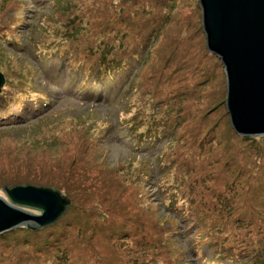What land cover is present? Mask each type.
<instances>
[{
  "label": "rangeland",
  "instance_id": "374dc122",
  "mask_svg": "<svg viewBox=\"0 0 264 264\" xmlns=\"http://www.w3.org/2000/svg\"><path fill=\"white\" fill-rule=\"evenodd\" d=\"M162 1L166 4L161 5ZM166 1L153 0L148 7L150 17L147 19L149 24L146 25L157 37L150 48L151 64L143 69V78L137 81V87L142 90L143 96L139 95L133 101L129 99L135 92L130 95L129 90L122 98L121 94L115 95L114 100L109 96L104 100L103 94L93 96L96 91L88 98V89L80 90V80L71 85V77L64 75L55 77L57 75L50 73L55 71L69 73L68 64L78 63L79 55L72 57L76 48H80L79 52L87 48H95L97 52L98 46L101 49L102 46L117 48L118 37L113 34L118 33L125 37L122 44L130 42L129 35L139 34L141 27L130 19L129 13H132L133 7L128 0H125V3L120 0H71L72 4L77 6L74 14L80 20L79 24H69L63 16L54 15V9L49 1L30 4L32 1L23 3L22 0H0V27L7 28L12 25L13 29L19 28L20 32L22 30L24 32L29 30V26L38 24L41 30L40 36L36 37L37 45H42L44 41L43 46H46L56 41L63 47V52L69 53L67 61L62 62L63 64L59 59H53V64L44 68L47 73L45 75L38 65L36 53L31 51L32 47L30 45L26 47L32 37L36 36L31 33L20 41L23 44L21 51L9 47L6 52L10 56L7 54L4 60L0 58V74L4 80L0 90V105L8 103V106H0V118L7 117L5 121H0V197L7 200L2 192L6 186H44L30 182L5 185L9 179L18 178L17 176H27L31 182L65 185L67 180H73L71 175L73 173L76 180L83 183L87 181L89 186L94 187L88 194H84L87 195L86 198H82L78 193L75 195V201L73 205L71 204L72 207H69V215L65 217V224L59 225L61 217L55 224L46 228L29 230L20 227L0 235V264H42L47 253L38 251L37 239L39 237L48 239L56 227L59 230L53 233L51 242L53 240L59 242L68 232V228L72 236H75L86 227V237L90 236L86 245L72 244L79 238L74 240L71 238L68 242V246L72 244L71 247L75 249L77 264H127L117 246L116 249L113 247L106 251V235L102 232L121 228L127 223H132L128 224L131 226L138 224L137 221L143 216V212H135V209L141 205L148 216L149 225L160 229L159 232H167L168 235L173 231L177 232L176 241L169 238L171 240L169 244L173 247L172 253L169 256L165 254L168 261L165 260V263L161 264H207L219 259L218 255L209 249L217 245L223 250L221 254L228 257L230 252L224 247L226 245L222 238L227 237V231H231L233 224L230 221L233 219L228 220L225 227H221L225 232L220 237L211 233L208 238L202 240L200 235L203 230L196 227L188 228L181 219L176 217V221L172 222L173 220L165 216L167 211L165 199L162 198L164 193L159 192L161 189H157L156 184L167 188L169 182L172 184L173 178L187 177L188 173L185 175L184 173L187 170L191 171L193 165L197 170L193 171L195 174L191 176L201 175L204 180H211L206 182L209 184L208 193H204L203 197L206 202L224 192L230 185H234L236 189L238 187L241 194L240 186L235 182L242 181L244 182L242 189L248 193V196H243L245 198L243 201L258 203L254 205L253 212L256 217L262 219L258 215L261 212L264 214V137L250 138L256 139L253 145L244 140L249 138L236 135L230 126L225 107L224 70L221 62L219 66L222 71L219 70L217 58H212L213 55L205 47V35L199 30L202 23L197 0ZM169 3H172L173 8L166 16L167 11L163 8ZM45 4L47 6L39 12L35 11L36 6L40 8ZM20 5L22 6L19 7ZM166 19L168 23H164ZM81 28L85 31H81ZM14 31L7 29L6 35L10 36ZM75 31L79 34L73 37ZM145 31L143 29L142 34L135 40L138 42L135 52H140L143 49V41H147ZM68 35L79 43L74 45L73 38L69 40L65 37ZM179 41L189 44L187 57L183 60H178L172 53V49L174 52V46ZM132 45L130 42L129 46ZM115 51L117 52L116 49ZM52 53L54 51L40 52L44 58ZM121 55L122 53H117L115 58L119 59ZM133 75L132 72L129 78L131 79ZM4 86L8 87L7 95H4ZM11 86L20 88L31 98L47 95L51 102L39 106L41 110L36 113L35 106L29 101L33 99L25 96V100L21 101V106L24 107L19 111L13 100L22 96L17 90H12ZM154 96L157 98L155 103L152 100ZM178 100L183 101L184 105L182 107L180 105L181 124L173 136L184 134L190 141L199 137L204 143L201 147L203 157L199 156L189 143L177 147L175 151L164 153L159 162L164 167L171 166L167 169L170 177L158 183L156 181L159 176L158 160L144 153V150L137 152L131 147L134 139L130 137L128 127L135 120L137 123L143 118L149 107L159 106L164 102L165 104L175 102L177 105ZM251 147L258 149L257 156L252 157L254 153L250 152ZM160 148L155 152L154 147L152 154H157ZM176 154L178 157L173 159ZM176 164L179 165L175 172L178 177L173 171ZM140 166L147 167L151 175L150 173L146 177L144 175L142 183L137 185L135 175L126 171L138 169ZM258 177L262 186L255 183ZM178 179L177 187L181 189L178 194L191 191L190 178L185 185H179ZM59 192L69 200L70 205L71 199ZM26 211L33 215L39 214L31 210ZM169 215L174 217L175 214ZM209 217L212 220L214 215L209 212ZM19 247L21 250H18ZM197 247L203 249L202 255L194 251ZM232 256L234 258V255ZM141 260L145 261L144 257L141 256L139 261ZM214 264L224 263L220 260Z\"/></svg>",
  "mask_w": 264,
  "mask_h": 264
},
{
  "label": "trees",
  "instance_id": "16d2710c",
  "mask_svg": "<svg viewBox=\"0 0 264 264\" xmlns=\"http://www.w3.org/2000/svg\"><path fill=\"white\" fill-rule=\"evenodd\" d=\"M30 1H32L30 3ZM44 1H49L50 6L52 9H54V15H61L65 19V21L69 24H79L80 20L76 18L74 12L77 10V6L73 5L71 0H22L23 3H40ZM129 3L132 4L133 10L132 13H129L131 21L135 23V21L138 23V27H141V31L139 34L135 33L132 35H129L130 42L133 43V45L130 47L129 43H123L122 40L125 39L123 35H118V33L113 34L114 36L118 37L117 39V48H114L112 46L104 47L102 46V49L100 46H98L97 52H95L94 49H83V52H79L80 48H76V51L72 54L75 56L79 55L78 63H70L69 66V73L64 74L62 71H55L50 72L51 75H57L55 77H60L61 75H64L65 77H71V85H74L77 80H80L81 87L80 90L86 91L88 89V98L91 97V94L96 91V93L93 96H98L100 94L105 95V99L109 97L113 98L115 95L121 94V98L124 96L127 90L130 91V95L132 92H135L132 97L129 100L135 101L137 96L141 95L143 96L142 90L138 89L137 87V81L141 80L143 78V69H145L149 64H151V58H150V48L152 47L153 42L155 41V38L157 37L156 34L154 35V32L150 31L148 29V26L146 24H149L147 22V19H149L150 14L148 7L151 6L153 0H128ZM166 1V0H164ZM169 1V0H168ZM34 2V3H33ZM120 2L125 3V0H120ZM167 2V1H166ZM166 3H161V5H165ZM23 5V4H22ZM20 5L19 7H21ZM45 4L42 7H35L38 11L46 7ZM31 7H33L31 5ZM168 7H170V10H168ZM172 3H169L168 6H165L163 9L167 11L168 16L172 9ZM36 12V13H38ZM148 12V13H146ZM152 13V11H150ZM57 13V14H55ZM147 14V15H146ZM143 15H146L143 17ZM147 17V18H146ZM152 17V16H151ZM51 19V18H50ZM36 22V21H35ZM164 23H168V20ZM141 24V25H140ZM136 25V24H135ZM13 26H8L7 28L0 27V58H6V55L8 54L6 50L10 47L12 49H16L18 51L22 50L21 40L23 38H26L27 35L33 33L36 36L32 37V39L28 42H25L27 44L26 47L30 45L32 47V52L36 53L37 55V61L39 67H41V71L46 75L44 68L48 67V65L53 64V59H59L61 63H65L68 59L67 55L69 56V53L63 52V47L61 45L57 44L56 41L54 43L48 44L46 46H43L44 41L42 42V45H37V38L40 36V30L41 27L36 24L29 26V30H26L23 32V30L20 32L19 28L13 29ZM71 27H73L71 25ZM74 28V27H73ZM7 29L14 31L13 34L10 33V36L6 35ZM76 29V28H75ZM143 29H145V35L147 37V41H143V49L140 52H135L136 48L138 46V42L135 41L139 35L142 34ZM33 31V32H32ZM81 31H85L81 28ZM26 34V35H25ZM79 32L75 31V36H78ZM110 35V34H109ZM68 38L69 40H72L73 37ZM36 38V39H35ZM74 39V38H73ZM67 40V39H66ZM152 41V42H151ZM37 42V43H36ZM72 42V41H71ZM74 45H77L79 41L75 40L72 42ZM189 44H185L184 41H179L174 46V52L172 49V53L175 55V57L178 60L186 59L187 53H188ZM63 49V50H62ZM114 49L117 50V52H114ZM54 51V53L47 55V58H44L40 52L44 51ZM62 51L63 53H60ZM58 52V53H56ZM81 53V54H79ZM117 53H122L121 56H119V59H116L115 56ZM7 56H10L9 54ZM185 57V58H184ZM44 58V59H43ZM212 58L215 59V57L212 56ZM4 60V59H3ZM218 61V68L220 71L221 68L219 66L220 61L216 59V62ZM47 62V63H46ZM46 63V64H45ZM62 63V64H63ZM61 66V65H60ZM134 73L132 78L130 79L129 75L131 73ZM60 73V74H59ZM130 79V80H129ZM42 81V80H41ZM59 82V81H58ZM8 85V84H7ZM92 87H89V86ZM10 86V84H9ZM12 87V86H11ZM12 90H17L20 93V96L16 99H14V105L15 107L20 111L23 107L21 106V101L25 100V98L33 99L29 100L36 108V113L41 110L38 107L41 105H47L51 102V98H48L47 95H40V96H33L32 98L25 95V92L22 91L20 88L12 87ZM5 93L4 95H7L8 87L4 86ZM157 92L155 91V94ZM129 95V96H130ZM16 96V95H15ZM26 96V97H25ZM21 99V100H17ZM53 99V98H52ZM156 96L152 97V100L156 101ZM28 101V100H27ZM175 102H167L165 104H159V106L149 107L147 112L145 113V116L141 118L137 123L136 120L133 122L130 127H128L129 135L134 139L132 148L137 152H142L144 150V153L150 154L149 156H153V158L157 162V170H158V178H156V181L160 183V180H168L170 176H168L169 167H164L163 164H161L159 161L163 158L164 153L175 151L177 147H181L186 145L187 143L190 144V146L195 148L196 153L203 157V153H201V147H203L204 143L199 140V137L193 138L194 140L190 141V138L185 136L184 134H179L177 137L173 136L175 133L176 128L181 124L182 119V109L181 107L184 105L183 101H176ZM8 103H4L0 105L1 107L8 106ZM152 104V103H151ZM154 105V104H153ZM181 105V107H180ZM38 108V110H37ZM35 113V114H36ZM11 115H9L10 117ZM174 117V119H173ZM6 118H0V121H5ZM33 131V130H32ZM117 131V129L115 130ZM197 136V135H195ZM122 138H125L124 136H121ZM216 137V136H214ZM213 137V138H214ZM248 141L250 144L255 145L254 141L256 139H244ZM209 141V140H208ZM218 144V143H217ZM206 146V145H205ZM154 147H156L155 152L158 150L159 147L160 151L157 154L151 152ZM190 149H192L190 147ZM258 151L257 148L251 147L250 152H253L252 157L257 156L256 152ZM176 153V152H175ZM195 153V152H194ZM195 153V154H196ZM196 154V155H197ZM178 157V154L175 155L173 159H176ZM147 159V158H146ZM127 164V163H126ZM125 164V165H126ZM125 165L124 168L126 167ZM172 165V167H174ZM177 167V168H176ZM176 167L174 168V175L178 177L179 175H176V170L179 168V165L176 164ZM117 169H120V167L116 166ZM212 168V166H211ZM121 170V169H120ZM123 170V169H122ZM195 165H193L191 171L187 170L186 173H188L187 177L183 178H173V182L170 185V182L167 184V188L163 186H158L156 184L157 189L160 193H164L162 198L165 199L164 203L165 209L167 211V214L165 215L167 218L173 220L176 219V217L186 225V227H196V229L203 230L202 234L200 235L201 239L204 240L205 238H208L207 236L211 233L214 235H218L220 237L225 230L221 227H225L228 220L233 225L231 228V231H227V237L224 236L223 243L226 245L224 247H227L229 249L227 252L229 253V256L222 255L221 248L217 245L215 247H209L210 250L214 251L216 255H218L219 259L212 260L211 262H207V264H214L218 261H222L224 264H264V214L262 212L260 213L262 218L261 220L259 217L255 216V213L253 212L254 205L258 203H245L243 200V196H248L247 190L242 189L244 187V182L239 181L235 182L238 183L241 189V194L238 192L237 189L234 187V185H230L228 188L225 189L224 192L215 195L212 200H209L206 202V199L204 197V193H208L207 189L209 188V184L206 182H209L211 180H204V177L200 176H191L195 173ZM116 171V170H115ZM109 172V170H108ZM110 173V172H109ZM126 173H132L135 175V179L137 180L136 184L142 183L143 177L145 175L148 176L150 172H148L147 167L140 166L138 169H131V171H126ZM73 180H67V183L65 185L59 184L54 185L49 182H36V181H30L27 176H17L18 178H11L9 179L5 185L13 186L23 183H31L34 185H44L48 186L50 188H55L56 190L61 191L63 194H65L67 197L71 199V203L69 207H72L74 201H75V195L78 193L79 195H82V198H86L84 196L85 193L88 194L89 191H92L94 187H91L88 185V182L86 181L83 183L81 180V183L79 180H76L73 173L71 174ZM111 175V173H110ZM151 175V173H150ZM173 175V176H174ZM181 175V174H180ZM189 183L192 186L190 187L191 191H187L186 193H180L178 194L179 190H181L179 187H177L176 179H178L179 185H185V182L189 180ZM258 177L255 179V183H257L259 186H262L261 180ZM28 180V181H27ZM235 181V180H234ZM237 181V180H236ZM82 184V186H81ZM194 185V186H193ZM264 186V184H263ZM176 187V188H175ZM235 188V189H234ZM264 188V187H263ZM158 191V190H157ZM168 194V195H166ZM178 197V198H177ZM237 203V204H236ZM72 204V205H71ZM67 209L66 213L62 216V219L59 222V225L65 224L64 221L67 216L69 215V208ZM97 207V206H96ZM135 212H143V216L138 219L135 226H131L127 223L122 225L121 228L117 229H109V230H101L102 234L106 235L105 241L106 244V251H109L113 249V247L116 249V246L120 253H122L127 261V264H161L165 263V260L168 261V256L172 253L173 247L172 244H169L170 241H176L177 240V232L173 231L169 235L166 234L167 232H159L160 229H156L153 226L148 224V216L146 215L145 210L142 209L141 206H136ZM263 210H264V204H263ZM209 212L214 215V218L209 217ZM170 213L175 214L169 215ZM100 215V214H98ZM232 217V218H231ZM239 218V220L237 219ZM237 219V220H236ZM158 221V220H157ZM176 221V220H175ZM135 221H133L134 223ZM171 221H168L170 223ZM55 228V227H54ZM56 230H59L58 227H56ZM86 229V227H85ZM85 229H81V231H78L75 236H72V233L70 232L68 228V232L64 234V237L57 241L51 242V237L53 233L56 231H53L49 238H42L39 237L37 239V244L39 245L37 248H39L38 251L41 253H47V255L44 257L42 264H77L76 258L74 256V250L71 246L72 244L78 245H86L90 239L89 237H86ZM50 233V231H49ZM48 233V235H49ZM168 235V237H166ZM71 238L77 239L76 243L72 242L68 246V242L71 240ZM171 240H170V239ZM252 244V245H250ZM206 247V246H205ZM207 247V248H208ZM18 250H21L20 247ZM194 251L198 253L199 255L203 254L202 248H195ZM165 254L168 256L165 258ZM235 254L236 257H235ZM234 255V258L233 256ZM144 257L145 261L141 260L139 261L140 257ZM242 257V258H241ZM83 258V256L81 257ZM172 261H175L174 258L170 257ZM224 259V261H223ZM85 261L88 262L86 259ZM82 263V262H81ZM177 264V263H176Z\"/></svg>",
  "mask_w": 264,
  "mask_h": 264
},
{
  "label": "water",
  "instance_id": "95a60500",
  "mask_svg": "<svg viewBox=\"0 0 264 264\" xmlns=\"http://www.w3.org/2000/svg\"><path fill=\"white\" fill-rule=\"evenodd\" d=\"M197 2L205 47L224 70L230 126L241 138L264 137V0ZM3 84L0 74V90ZM2 192L7 200L0 197V235L51 226L69 207L65 196L44 186H6Z\"/></svg>",
  "mask_w": 264,
  "mask_h": 264
}]
</instances>
